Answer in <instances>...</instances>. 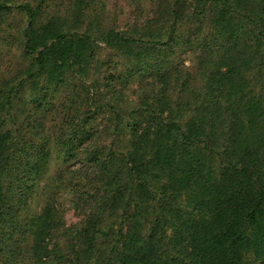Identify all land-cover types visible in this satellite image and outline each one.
I'll list each match as a JSON object with an SVG mask.
<instances>
[{
    "label": "trees",
    "instance_id": "obj_1",
    "mask_svg": "<svg viewBox=\"0 0 264 264\" xmlns=\"http://www.w3.org/2000/svg\"><path fill=\"white\" fill-rule=\"evenodd\" d=\"M60 1L13 7L29 26L18 30L27 65L0 83V264H264V0H175L168 31L148 39H112L101 25L117 52L47 127L67 85L59 77L78 80L97 61L76 31L36 28L43 7L70 6ZM97 1L76 10H96ZM7 3L1 12L13 9ZM178 50L192 66L172 61ZM145 69L157 77L130 105L117 85ZM107 111L115 124L102 146L87 126ZM125 125L135 131L121 140ZM86 140L100 144L85 184L94 192L49 178L48 200L27 217L51 148L66 158ZM60 188L86 206L73 227L55 203Z\"/></svg>",
    "mask_w": 264,
    "mask_h": 264
},
{
    "label": "rangeland",
    "instance_id": "obj_2",
    "mask_svg": "<svg viewBox=\"0 0 264 264\" xmlns=\"http://www.w3.org/2000/svg\"><path fill=\"white\" fill-rule=\"evenodd\" d=\"M5 1H8V6L15 8V5L22 6L27 3L35 6L38 0H0V4ZM56 1H59L58 4L61 3L60 0ZM78 1L80 0H69V7L65 6V4L58 8L43 7L35 24L37 29L42 30V28H46L49 32L65 31L74 33L76 31L79 35L84 36L83 40L86 41L85 43L88 46L95 48L97 54V61L91 63L82 72L83 76L78 78V80L71 73L59 77H65L67 85L57 88L55 92L52 106L49 107V113H53V119L51 116H49V121L51 122L45 119L47 127L48 125L53 126L61 122L63 114L60 106L62 103L68 102L76 92L84 93V87L89 86L94 75L100 79L101 72L106 67L105 64L104 68L101 69V62L102 64L105 63L108 55L117 52L109 47L110 45L105 42L104 38H101V25L106 26L112 31V39L116 36H123L124 39H148L157 30H161L162 34L165 33L172 25L169 10L175 0H98L96 10H87L81 14L76 10ZM14 2L16 3L13 4ZM14 8L10 13L0 11V83L12 79L19 69L27 65V60L22 55L23 42L19 32L29 26V18ZM130 51L134 55H137V51ZM123 61V57L113 58L114 63L121 64L116 68L117 71L124 69L122 65L126 63L122 64ZM172 61L192 66L193 58L190 53L178 50L173 55ZM112 67L113 65L110 66V71H113ZM60 71V68L57 69V73ZM156 77L155 73H151L145 69L128 77L127 82L118 84L117 88L122 89V93L126 97L125 102L131 105L136 100L140 87L150 83ZM100 104L101 100L98 101L97 105ZM101 114L96 121L90 122L87 128L91 129V131L92 129H96L94 137L100 139L102 146H108L111 141L108 130L111 127L113 128L115 120L109 111ZM124 129L120 137L121 140H124L125 137H128L135 131L133 126L127 127L125 125ZM139 132L140 130L138 129L136 133ZM99 146V143L94 144L92 141L86 140L80 145L73 156L69 155L66 158L57 155L53 148H51V156L47 167L36 179L32 199L30 200L31 208L27 213V217L37 214L48 200V194H45L43 188L49 178H52L57 183L60 182V179L64 181L71 179L74 184L79 183L77 186L79 189H85L93 193L96 185L92 183L85 186V184L90 182L92 174L96 172L95 164L89 158H91V155L96 154L94 150ZM60 176L63 178H59ZM55 203L63 216L64 228L73 227L83 218L86 206H83V204L76 206L74 194L70 188H60L57 192ZM63 239L64 236L60 234L58 240L64 247L65 242Z\"/></svg>",
    "mask_w": 264,
    "mask_h": 264
}]
</instances>
